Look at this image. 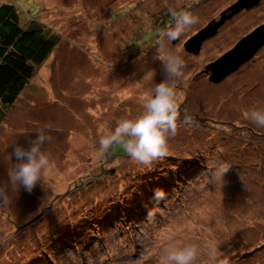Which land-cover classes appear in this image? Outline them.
I'll return each instance as SVG.
<instances>
[{"label": "rangeland", "instance_id": "rangeland-1", "mask_svg": "<svg viewBox=\"0 0 264 264\" xmlns=\"http://www.w3.org/2000/svg\"><path fill=\"white\" fill-rule=\"evenodd\" d=\"M237 1L0 0L60 37L0 122V264H161L167 248L189 244L198 248L194 264H264V127L247 116L264 108V46L219 83L202 74L264 24V0L226 20L198 55L183 48ZM180 10L197 22L175 43L161 36L171 26L140 40L158 28L162 13ZM162 40L185 61L175 88L176 125L191 115L197 127L177 125L168 134V156L152 162L157 168L132 159L112 170L115 178L98 180L92 175L104 159L100 136L121 118L139 116L145 97L166 78ZM38 129L50 137L42 150L53 163L28 193L10 179L17 162L9 153L15 144L28 148ZM110 152L126 154L119 145ZM177 153L198 166L184 182L176 179L186 164L170 159ZM220 162L230 165L222 183L212 175ZM85 171L92 173L78 186ZM154 181L168 186L162 200L150 191L136 197ZM132 196L143 209L151 200L128 219L139 209L130 207Z\"/></svg>", "mask_w": 264, "mask_h": 264}, {"label": "clouds", "instance_id": "clouds-1", "mask_svg": "<svg viewBox=\"0 0 264 264\" xmlns=\"http://www.w3.org/2000/svg\"><path fill=\"white\" fill-rule=\"evenodd\" d=\"M172 25L161 36L169 41L176 40L187 28L197 22V18L188 11H172ZM160 60L163 64L166 78L156 83L143 103V110L136 118H121L116 126L99 138V150L107 153L116 145L132 159L150 165L157 158L167 154L168 134H175L178 117L176 102V82L184 74L185 61L179 56L164 50L161 41ZM193 56V55H192ZM248 119L255 125L264 127V108H252L247 112ZM184 122L191 123V115L184 116ZM50 137L43 129H38L36 136L29 141V147L20 144L12 146L9 159L16 161L10 179L17 182L24 191L31 193L38 185L42 174L51 166L52 161L42 146ZM230 165L220 162L215 166L212 175L221 183ZM165 196L163 189L153 191V199L159 201ZM198 248L194 244L181 247H169L161 256V264H194Z\"/></svg>", "mask_w": 264, "mask_h": 264}, {"label": "trees", "instance_id": "trees-1", "mask_svg": "<svg viewBox=\"0 0 264 264\" xmlns=\"http://www.w3.org/2000/svg\"><path fill=\"white\" fill-rule=\"evenodd\" d=\"M122 12L123 14H127L129 10H126V12L123 10L121 13ZM160 16L161 17H159L157 20V23L159 24L158 28L155 29L154 32L143 34L140 40H143L147 37L150 38L154 34H159L162 30H166L172 25L173 21L171 18V12H166L165 14L162 13ZM26 17L27 18H22L18 12V8L11 2L0 5V122L3 117H5L6 113H8L13 105L19 100L21 95L27 90L26 88L32 83L37 70L44 64L60 40V37L56 35L53 30H51L40 20H37L36 17L33 18V16L30 14H28ZM131 21L133 20L131 19ZM137 40H133L132 43L134 44L137 42ZM195 124L192 122L186 123L184 122V119H182L180 123H177V125H191V127H197ZM197 124L201 126L199 122H197ZM110 151L111 149L107 153L101 152L104 156V159L100 165L98 164L99 161L96 163L98 172L96 175H92L94 178L98 180H103L104 178L110 179L112 177L115 178L116 173L112 170L119 164H123L128 160H132V158H130L127 154L119 156ZM177 154V156L170 159L186 164V167H182L183 172L181 173L183 176L181 177L179 174L178 178L176 179L179 181L182 180V182H184L191 179L196 174L198 166L193 163L194 161L189 160V156L186 158V154ZM113 160L115 162L110 163ZM150 166L154 168L156 167V165L153 163H151ZM91 173L92 172L90 171H85L84 174H82L83 176L78 177V186H80V183L83 185V181L81 179H83L84 176H89ZM159 183L161 182L154 181V187L147 185V188L141 189L143 192H139L136 197H138L139 194H141V196L142 194H147L146 191H150L152 195L151 197H153V191L156 189H163L166 196L168 194L167 184L163 183L161 186H159ZM73 188L74 185L71 187L69 186V191H66L63 195H58L57 198L60 197L59 200L62 199L64 196H66V194H70ZM133 198L134 197L132 196L130 201ZM148 200L144 201L143 204L145 207L143 209V206L138 202L137 198L133 199L131 201L130 207L132 209L138 207V212H135L136 209L130 210V213L126 217L128 219L131 217L133 218L134 216H138L139 213L146 210V208L149 206ZM129 202L127 201L125 203L129 204ZM124 211L127 210L124 209ZM240 256L241 255L239 254L238 257Z\"/></svg>", "mask_w": 264, "mask_h": 264}, {"label": "water", "instance_id": "water-1", "mask_svg": "<svg viewBox=\"0 0 264 264\" xmlns=\"http://www.w3.org/2000/svg\"><path fill=\"white\" fill-rule=\"evenodd\" d=\"M259 2L260 0H238L221 13L218 21H211L206 27L188 39L183 45L184 51L193 56L198 55L202 43L213 37L226 20L232 18L241 9H249L258 5ZM177 40L178 38L172 42L175 43ZM263 46L264 24H261L251 33L241 38L221 57L206 65L203 73L208 74V80L211 83H219L228 75L235 72L240 65L251 59Z\"/></svg>", "mask_w": 264, "mask_h": 264}, {"label": "crops", "instance_id": "crops-1", "mask_svg": "<svg viewBox=\"0 0 264 264\" xmlns=\"http://www.w3.org/2000/svg\"><path fill=\"white\" fill-rule=\"evenodd\" d=\"M2 121V120H1ZM72 138V137H71ZM82 149V148H81ZM81 152L79 151V154H80ZM78 156H80V155H78Z\"/></svg>", "mask_w": 264, "mask_h": 264}, {"label": "flooded vegetation", "instance_id": "flooded-vegetation-1", "mask_svg": "<svg viewBox=\"0 0 264 264\" xmlns=\"http://www.w3.org/2000/svg\"><path fill=\"white\" fill-rule=\"evenodd\" d=\"M202 74H204L203 72H202ZM206 76L208 75V74H205Z\"/></svg>", "mask_w": 264, "mask_h": 264}]
</instances>
